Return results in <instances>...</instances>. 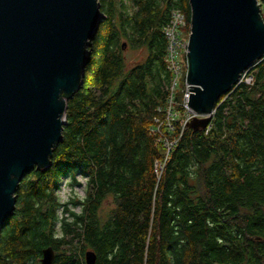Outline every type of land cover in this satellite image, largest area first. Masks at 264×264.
Listing matches in <instances>:
<instances>
[{
	"label": "trees",
	"instance_id": "obj_1",
	"mask_svg": "<svg viewBox=\"0 0 264 264\" xmlns=\"http://www.w3.org/2000/svg\"><path fill=\"white\" fill-rule=\"evenodd\" d=\"M99 2L84 84L52 166L19 184L0 264H38L49 246L54 264H87L89 250L95 264H264V58L194 131L168 114L164 32L176 9L191 26L189 0ZM123 40L147 47L146 59L128 66ZM184 93L175 100L186 113ZM80 179L85 195L62 201V182Z\"/></svg>",
	"mask_w": 264,
	"mask_h": 264
},
{
	"label": "water",
	"instance_id": "obj_2",
	"mask_svg": "<svg viewBox=\"0 0 264 264\" xmlns=\"http://www.w3.org/2000/svg\"><path fill=\"white\" fill-rule=\"evenodd\" d=\"M187 127L206 129L218 101L264 58L259 0H189ZM99 0H0V234L19 184L45 172L63 139L68 101L82 88L90 41L104 19ZM43 249L40 264H53ZM97 255L89 250L87 264Z\"/></svg>",
	"mask_w": 264,
	"mask_h": 264
},
{
	"label": "built area",
	"instance_id": "obj_3",
	"mask_svg": "<svg viewBox=\"0 0 264 264\" xmlns=\"http://www.w3.org/2000/svg\"><path fill=\"white\" fill-rule=\"evenodd\" d=\"M185 30L187 31V34H188L189 24H188L186 15L182 10L176 9L172 13L170 22L164 28V32H165V35L168 41L166 61L173 75L172 84H171V94H170V100H169L171 102L175 100V91L178 89L179 85L181 84L180 77H182L183 68H184V65H182V62H186V73H187L188 62H187L186 54L188 52L189 38L186 39ZM183 52H185L186 60L181 56ZM245 77H246V73L242 75L240 81L245 79L247 82H250L252 80V77H248V78H245ZM184 78L186 79V74ZM187 87H188V84H186V87H185L186 90L184 93V103H183V105L186 108L187 114H186L185 121L182 120L185 125H187V123L194 117V114L191 116H188L189 112H191V109L188 106V103L186 102V97L188 93ZM167 110H168V114L170 115V117L177 115L174 112V106L172 103H170V106L168 107ZM171 144L172 143L170 144L168 143V145H171Z\"/></svg>",
	"mask_w": 264,
	"mask_h": 264
},
{
	"label": "rangeland",
	"instance_id": "obj_4",
	"mask_svg": "<svg viewBox=\"0 0 264 264\" xmlns=\"http://www.w3.org/2000/svg\"><path fill=\"white\" fill-rule=\"evenodd\" d=\"M260 2V6H261V11H262V14L264 16V0H259ZM185 37L186 39L189 38V33L187 34V31L185 30ZM121 42H124L125 44V47H124V56L126 58V62H127V65L128 66H133L139 62H142L146 59L147 55H148V50H147V47L145 46H138V47H133L131 44H127L126 41H121ZM185 60H186V57H187V54H186V57H185V52L182 53L181 55ZM182 65H184V68H183V74H182V77H180V85L178 87V89L175 91V97H176V94L177 92H184L186 90V84H188L186 82V79L184 78L185 74H186V62H182ZM245 78H248V76H246ZM186 83V84H185ZM170 103L173 104L174 106V112L177 114L176 115V119H181V120H184L186 119V113H184V111H179L177 110V107L179 105L176 104V100L174 101H169L168 103V107L170 106ZM195 115V113L191 110V112H189L188 116H191V115ZM172 120V119H171ZM169 124H171V122H169ZM174 140H170V141H166V144H170V142H173ZM81 181V185H77L76 187H71L68 185L67 181H63L62 184H61V188H60V196L62 198V201L64 202H67L68 203V198L71 197V195H75L77 196L76 194L78 195H85V182H84V179H80ZM115 206V203H114V200L112 197H109L105 203L103 204L101 210H100V215L101 216H105L107 215V213ZM72 207V206H70ZM74 210H79L78 208H74Z\"/></svg>",
	"mask_w": 264,
	"mask_h": 264
},
{
	"label": "flooded vegetation",
	"instance_id": "obj_5",
	"mask_svg": "<svg viewBox=\"0 0 264 264\" xmlns=\"http://www.w3.org/2000/svg\"><path fill=\"white\" fill-rule=\"evenodd\" d=\"M38 264H40V261H38ZM53 264H54V261H53Z\"/></svg>",
	"mask_w": 264,
	"mask_h": 264
}]
</instances>
